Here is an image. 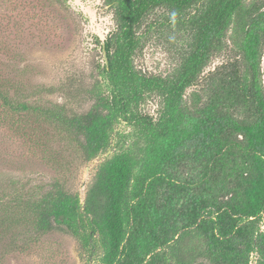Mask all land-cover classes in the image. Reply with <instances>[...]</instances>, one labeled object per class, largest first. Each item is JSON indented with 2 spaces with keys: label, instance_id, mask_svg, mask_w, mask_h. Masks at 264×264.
Wrapping results in <instances>:
<instances>
[{
  "label": "trees",
  "instance_id": "16d2710c",
  "mask_svg": "<svg viewBox=\"0 0 264 264\" xmlns=\"http://www.w3.org/2000/svg\"><path fill=\"white\" fill-rule=\"evenodd\" d=\"M105 2L116 22L101 42L106 86L96 79L74 92L91 102L87 109L41 113L72 133L84 163L113 153L96 166L84 199L53 180L23 203L16 188L6 214L24 205L33 234L71 233L89 255L100 252L97 264H250L253 252L264 264V0ZM158 10L159 24L189 39L166 75L134 62L139 29ZM224 52L234 55L206 72ZM150 98L156 117L140 110ZM0 99L37 111L1 90Z\"/></svg>",
  "mask_w": 264,
  "mask_h": 264
},
{
  "label": "rangeland",
  "instance_id": "374dc122",
  "mask_svg": "<svg viewBox=\"0 0 264 264\" xmlns=\"http://www.w3.org/2000/svg\"><path fill=\"white\" fill-rule=\"evenodd\" d=\"M162 14L161 10L151 13L139 29L141 45L134 62L147 74L170 73L178 63L180 46L189 40L159 24L156 20ZM115 29L113 9L105 0H0V90L14 105L37 108L36 113H25L0 99V264L98 263L100 252L89 255L71 233L33 234L32 216L24 205L14 213L6 212L15 204L9 194L16 188L21 190L23 203L53 180L85 198L96 166L106 154L84 163L72 133L46 119L41 110L63 104L79 110L90 106L84 94L78 99L74 92L96 79L106 86L98 73L105 58L101 42ZM232 53L214 56L206 72ZM261 71L264 86V50ZM158 108L156 98L140 106L155 117ZM119 127L126 133L131 129L125 122ZM259 263L260 255L253 252L250 264Z\"/></svg>",
  "mask_w": 264,
  "mask_h": 264
},
{
  "label": "water",
  "instance_id": "95a60500",
  "mask_svg": "<svg viewBox=\"0 0 264 264\" xmlns=\"http://www.w3.org/2000/svg\"><path fill=\"white\" fill-rule=\"evenodd\" d=\"M105 57H106V51H105ZM111 153V150H109L106 154V156H108Z\"/></svg>",
  "mask_w": 264,
  "mask_h": 264
}]
</instances>
